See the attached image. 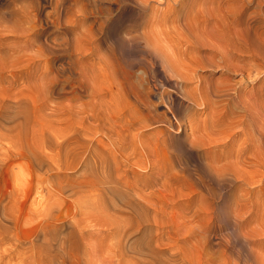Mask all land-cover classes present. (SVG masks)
<instances>
[{
  "label": "rangeland",
  "instance_id": "1",
  "mask_svg": "<svg viewBox=\"0 0 264 264\" xmlns=\"http://www.w3.org/2000/svg\"><path fill=\"white\" fill-rule=\"evenodd\" d=\"M0 264H264V0H0Z\"/></svg>",
  "mask_w": 264,
  "mask_h": 264
},
{
  "label": "bare ground",
  "instance_id": "2",
  "mask_svg": "<svg viewBox=\"0 0 264 264\" xmlns=\"http://www.w3.org/2000/svg\"><path fill=\"white\" fill-rule=\"evenodd\" d=\"M220 20V19H219ZM222 21H223V25L225 26V29H226V27H227V29H226V33H227V37H228V39L230 38L231 40L232 39H234V40H236V35H235V31H234V25H233V18L232 17H227V18H225L224 19V17L221 19ZM222 28H223V26H222ZM215 32V31H214ZM225 32V31H224ZM217 33V32H216ZM218 34V33H217ZM243 34V33H242ZM219 35H220V33H219ZM224 35V34H223ZM218 37V36H217ZM253 41V40H252ZM251 41V42H252ZM254 44V43H253ZM242 45V44H241ZM252 45V44H251ZM237 48V47H236ZM240 48H242V47H240ZM215 49H216V47H215ZM246 49V48H245ZM83 136V135H82ZM81 136V137H82ZM76 137V136H75ZM85 137V136H84ZM80 138V137H79ZM79 138H77L78 140H79ZM83 139V138H82ZM81 139V140H82ZM84 139H86V138H84ZM83 139V140H84ZM82 140V141H83ZM64 141V140H63ZM80 141V140H79ZM82 141H81V144H83L82 146L83 147H85V143H82ZM86 141V140H85ZM84 141V142H85ZM87 141H90V140H87ZM86 141V142H87ZM66 142V141H65ZM78 144H79V142H77ZM65 144V143H64ZM77 144V145H78ZM87 144V143H86ZM88 144H90L89 142H88ZM71 145V144H70ZM99 145V144H98ZM75 146H76V144H75ZM95 146H97V145H95ZM77 148H79L78 146H76ZM93 147V146H92ZM99 147H100V145H99ZM74 148V147H73ZM81 148V147H80ZM88 148V147H87ZM94 148V147H93ZM92 148V149H93ZM101 148V147H100ZM82 149V148H81ZM85 149V148H84ZM72 150V149H71ZM87 150V149H86ZM86 150H84V152L86 151ZM31 151V150H30ZM82 151V150H81ZM90 151V150H89ZM98 152V151H97ZM16 153V152H15ZM19 153V152H18ZM23 153V152H22ZM82 153H83V151H82ZM99 153V152H98ZM24 154V153H23ZM29 154V153H28ZM28 154H27V156H28ZM70 154V153H69ZM89 154H90V152H89ZM96 154V153H95ZM95 154H93V155H95ZM26 155V154H25ZM67 155V154H66ZM76 155H77V152H76V154L74 153V155H73V157H72V159L70 160H68V157H70V156H68L67 157V160L65 161V164L64 163H62L64 166H65V168H69V167H73V163H74V161H75V159H76ZM92 155V154H91ZM92 155V156H93ZM101 155V154H100ZM99 155V156H100ZM23 156V155H22ZM86 156V155H85ZM31 157V156H30ZM80 158V157H79ZM36 159V158H35ZM91 159V158H90ZM30 160V159H29ZM63 161V160H62ZM63 161V162H64ZM42 162V161H41ZM92 162V161H91ZM95 162H96V160H95ZM40 164V163H39ZM89 164V163H88ZM95 164V163H94ZM40 165H42V164H40ZM44 165V164H43ZM90 165V164H89ZM105 165V164H104ZM44 167V166H43ZM94 167V166H93ZM106 168V167H105ZM109 168V167H108ZM111 168L112 167H110V170H111ZM41 169H42V167H41ZM86 169V168H85ZM94 169V168H93ZM92 169V170H93ZM91 170V171H92ZM115 170V169H114ZM113 170V171H114ZM86 172V171H85ZM97 172V171H96ZM105 172V171H104ZM95 173V172H94ZM104 179V178H103ZM80 184L81 185H83L84 187L86 186V187H88L89 189H88V192L91 190V189H95V187H97V189L96 190H98V192L97 193H88V192H84V189H83V192L84 193H86V194H89V195H86V196H88V197H90V199H91V203L93 204L94 202H96V201H98V199L100 198V197H103V193H104V190H107L108 189V185H107V183L105 184V186L100 182V181H98V180H90L89 178H84L81 182H79V184H78V186H80ZM66 185V184H65ZM77 185V184H76ZM107 187V188H106ZM114 187H116V186H114ZM81 188V187H80ZM106 188V189H105ZM112 188V190H113V187H111ZM118 188L119 187H117V190L116 191H120V190H118ZM79 189V188H78ZM63 190V189H62ZM79 190H81L82 191V189H79ZM78 190V191H79ZM85 190H87V188L85 189ZM111 190V189H110ZM77 191V192H78ZM93 191V190H92ZM103 191V192H102ZM108 191H109V189H108ZM114 191V193H115V190H113ZM80 192V191H79ZM106 192V191H105ZM117 193V192H116ZM122 195V194H121ZM120 195V196H121ZM128 196V195H127ZM135 196V195H134ZM122 198V197H121ZM129 198V197H128ZM86 199V198H85ZM84 199V200H85ZM84 200H82V203H84ZM127 200V199H126ZM108 201V200H107ZM124 201V200H123ZM111 202V201H110ZM92 204H91V208H92ZM95 204V203H94ZM84 205V204H83ZM88 205V204H87ZM87 205H86V207H87ZM90 205V204H89ZM115 205V204H114ZM140 205V204H139ZM95 206H96V204H95ZM129 206V205H128ZM131 206V205H130ZM116 207V206H115ZM114 207V208H115ZM120 206H118V208H119ZM136 207V206H135ZM140 207V206H139ZM6 208V207H5ZM89 208V207H88ZM98 208V207H97ZM96 208V209H97ZM90 209V208H89ZM105 209H107V208H105ZM122 209H125V208H122ZM98 210H99V208H98ZM102 209H100V211H101ZM107 210H109V209H107ZM130 210H131V208H130ZM90 211H91V209H90ZM135 211V210H134ZM139 211V210H138ZM128 212V211H127ZM106 213V212H105ZM123 213V212H122ZM138 213V212H137ZM120 215V214H119ZM125 215V214H124ZM133 215V214H132ZM127 216H128V214H127ZM126 216V217H127ZM9 218V217H8ZM7 218V219H8ZM133 218V217H132ZM123 220V219H122ZM132 220V219H131ZM121 221V220H120ZM120 221H115V232H114V236H115V240H116V238H117V241H116V244L117 245H119L118 246V248H120V250H121V248H122V245L124 244V243H122V236H123V233L124 234H130V235H133L132 233H134L135 231H137V229L136 228H134V224H128V225H126V223H125V225H126V227H125V225L124 224H120L121 222ZM136 221V220H135ZM134 221V222H135ZM44 222V221H43ZM137 222V221H136ZM131 223H133L132 221H131ZM40 224V223H39ZM44 224V223H43ZM45 225H46V223H45ZM124 225V226H123ZM138 226V225H137ZM47 227H49V226H47ZM42 228V227H41ZM50 228V227H49ZM48 228V229H49ZM46 229V226H45V228L43 229V230H45ZM52 229V228H51ZM50 229V230H51ZM55 230V229H54ZM53 230V231H54ZM123 230V231H122ZM131 230V231H130ZM139 230H140V228H139ZM53 231H51V233L53 232ZM43 232V231H42ZM46 231H44L43 233H45ZM49 232V231H48ZM47 233V232H46ZM45 233V234H46ZM54 233V232H53ZM52 233V234H53ZM137 233V232H136ZM136 233H135V235H136ZM45 234H44V236H42L41 235V237L43 238V237H45ZM49 234V233H48ZM47 235V234H46ZM50 235V234H49ZM55 235H56V232H55V234L54 235H52V236H54L55 237ZM51 236V235H50ZM120 236L122 237L121 239H120ZM138 236V235H137ZM137 236H136V238H137ZM134 237V236H133ZM56 238V237H55ZM124 238H126V237H124ZM129 236H128V240H129ZM135 238V239H136ZM49 239H50V237H49ZM48 239V240H49ZM52 239H54V238H52ZM57 239V238H56ZM120 239V240H119ZM134 239V238H133ZM43 240H44V238H43ZM51 240V239H50ZM130 240H132V239H130ZM55 241V240H54ZM58 241V240H57ZM133 241V240H132ZM44 242H46V241H44ZM48 242H52V240L51 241H48ZM62 241H60V243H61ZM64 242V241H63ZM62 242V243H63ZM129 242V241H128ZM52 243H55V242H52ZM57 243V242H56ZM59 243V242H58ZM61 243V244H62ZM46 244H47V242H46ZM49 244V243H48ZM50 245H53V244H50ZM47 247V246H46ZM52 249H53V247H51ZM51 248L49 249L50 251H51ZM123 249V248H122ZM125 252V251H124ZM123 253V252H122Z\"/></svg>",
  "mask_w": 264,
  "mask_h": 264
}]
</instances>
